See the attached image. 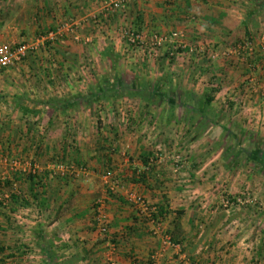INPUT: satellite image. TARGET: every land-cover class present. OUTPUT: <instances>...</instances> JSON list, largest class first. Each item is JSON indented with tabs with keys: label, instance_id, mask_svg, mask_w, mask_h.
<instances>
[{
	"label": "crops",
	"instance_id": "0c3cea01",
	"mask_svg": "<svg viewBox=\"0 0 264 264\" xmlns=\"http://www.w3.org/2000/svg\"><path fill=\"white\" fill-rule=\"evenodd\" d=\"M109 1L0 0V41H36L44 30L59 32L48 43L51 47L37 49L0 73V264H43L42 245L51 246L61 260L74 257L71 264H107V239L92 224L94 203L101 197L116 264H148L153 253L155 264H264V214H259L264 204L260 209L249 198L250 204L238 199L224 206L220 200L223 193L241 190L242 175L222 167L211 177L193 167L194 160L174 171L172 156L141 137L145 126L134 135L117 124L114 112L107 113L114 117L105 125L81 104L64 112L43 104L51 96L68 97L66 90L75 94L65 74L83 77L74 82L78 88L91 82V73L115 52L126 57L128 69L150 61L142 50L128 49L118 40L114 27L146 34L181 31L184 44H206L203 56L196 59L181 51L170 62L155 61L170 70L182 65L192 69L190 82L216 74L222 89L212 93V106L219 104L215 111L224 114L231 100L239 107L235 113L264 128V6L255 17L256 27L246 20L264 0H125L99 37L94 19ZM104 35L113 45L99 44ZM243 38L256 45L252 57L217 53ZM59 73L62 79H56ZM24 91H37L45 100L34 107L25 101L27 106ZM203 125L190 126L203 131ZM61 163L85 171L63 177L52 173ZM217 180L225 182L224 189H217ZM130 193L142 196L146 207L131 200ZM250 193L254 199L263 194L253 186ZM157 207L162 232L155 235L151 216ZM163 232L171 235V245L164 243Z\"/></svg>",
	"mask_w": 264,
	"mask_h": 264
},
{
	"label": "rangeland",
	"instance_id": "374dc122",
	"mask_svg": "<svg viewBox=\"0 0 264 264\" xmlns=\"http://www.w3.org/2000/svg\"><path fill=\"white\" fill-rule=\"evenodd\" d=\"M110 2V1H109ZM106 3L103 6V11L105 10V7L109 4ZM101 17V16H100ZM97 16V19L100 18ZM99 23V26H103V28H99L96 24V21L94 22L96 32L98 33L99 37L105 33V31L108 30V23L104 21V19H101ZM111 23V21H110ZM116 31L119 32V27L113 28ZM51 30V29H48ZM44 32L46 33V31ZM117 32V33H118ZM149 35L146 36V39H149ZM118 40L123 41L122 39ZM252 40L251 38H243V40ZM26 40H23L22 42H25ZM242 41V40H240ZM238 41V42H240ZM253 41V40H252ZM124 42V41H123ZM238 42H236L234 45H236ZM254 42V41H253ZM89 43V40L87 41ZM107 43L106 45L109 47L112 43V39H110L107 35V37L104 35V38H101V42L99 43L101 46L103 44ZM186 45V44H185ZM205 43H199L197 45H186L185 47L179 48L181 51L189 52L194 54V58H198L203 56L204 52L206 51ZM233 45V46H234ZM44 48L51 47V45H48V43L44 44ZM189 46L192 47V51H189ZM226 47L221 50H219L217 53L222 55L223 57H229V56H238L236 53L232 51V47ZM128 49H132V47L128 46ZM256 49V47H255ZM254 49V53H255ZM134 50L140 51L138 48H134ZM116 53V54H115ZM115 56L112 60L105 59L102 60V62L99 63V67L96 68L95 73L93 76H91V82H86V84H82L80 86L74 87V82L76 79L83 78L78 73H70L64 75V79L68 77L69 85H72L71 89H75V94L69 93V90H66L68 92L69 96H76L82 94V91L84 89H91L92 87H95V85L98 83L100 79H102L104 76L108 75L109 72H113L116 74H120L124 79H133L137 83L142 82H149L154 83L155 86H158L159 93H163L164 98L163 99H142L138 96L131 97L129 101L122 102L123 99L121 98L120 101H117V99H98V100H92L89 105H85L84 103H81L82 108L87 109L90 108L91 110L89 112L92 113L91 116L92 119L99 121L100 123L104 120L103 124L105 125H111L112 120L111 118L116 115L117 124L124 127V129L130 133L134 132V135L136 132H138L140 128L145 126L146 128L143 129L141 133V137L146 141H149L151 145L158 146L157 148L165 149L166 153L168 155H171L173 158V162H175V156L178 154L180 156L181 160V167L180 169H184L185 166H187V162H190L191 160L193 162V167L197 166L199 167L200 172L208 173L211 177H214L215 175H218L222 171V167L227 169V172H232L234 175H242V180H238L241 184L239 188L241 189L238 192L232 193H223L220 197L221 204L224 202L225 199H229L228 205H235L238 203L239 200H247V204H250L251 201L255 206L262 209V206L264 204V201L262 198H264V165H258L254 163L253 160L248 159V156H245V150H263L264 151V128H256L255 126H252L254 120L252 118H248L249 120H245L241 115L235 112V108L238 107V105H234L233 101H230V104L228 103V106L225 110V113L220 114V111H215L216 107L219 106V104L216 103V106H212V109L206 112V115L209 116V121L203 125L204 130L199 131L195 128H192V124H190L191 120H189V114L191 110H189L188 106L187 108L184 106H180L178 101L181 98L178 96L179 92L176 91H194L196 95H203L208 94L212 96L213 92H219L222 89L221 83L222 80L220 77H218L216 74H212L208 76L207 79L201 80V82L197 83V79H192L193 82H190L193 75L190 71L192 69H187L185 65H182L179 71L173 69L170 70L166 68L164 63L162 62H156V58L159 59H168L172 56L165 55H150L145 57V59H150L148 63H141V67H136L135 69L131 68L128 69L129 66H125L126 57L123 56L120 52H115ZM247 55L248 57H252L254 55ZM126 55V52H125ZM141 55V54H140ZM122 57L123 60H122ZM181 57V56H180ZM186 59V58H184ZM169 60V59H168ZM170 62V60H169ZM127 65V64H126ZM167 69V70H166ZM208 69V68H206ZM199 70V69H197ZM208 72V70H206ZM90 70L88 69L86 73H89ZM189 73H191V76L188 77ZM209 73V72H208ZM171 75H175L174 78L171 77ZM168 76V79H165V77ZM42 79V78H41ZM56 79H62V76L57 75ZM189 79V80H188ZM169 80V82H167ZM255 81V80H253ZM196 86V87H195ZM171 89V90H170ZM220 95V94H219ZM166 96L170 97L173 102L172 104H168L166 102ZM43 95L41 93L35 92H25L24 96H22L25 103V101L28 103V105L32 102L34 103L33 107L45 100L43 98ZM52 97V96H51ZM48 97V98H51ZM55 97V96H54ZM47 98V99H48ZM128 98V97H127ZM218 100L216 102H219V97H217ZM153 99V98H152ZM119 100V99H118ZM202 98L200 99L198 105H202ZM130 102V104H129ZM171 102V103H172ZM187 103H190L189 100L186 101ZM25 103V105H27ZM27 105V106H28ZM85 105V106H84ZM171 105V106H170ZM26 107V106H25ZM229 107L232 109L229 110ZM239 108V107H238ZM131 109V110H130ZM241 109V108H240ZM172 110V111H171ZM128 111H131V115H126ZM188 111V112H186ZM88 112V111H87ZM88 112V113H89ZM114 112V116H107V113ZM124 112V115L122 113ZM172 112L173 116L170 115ZM227 113V114H226ZM74 114H72L73 117ZM103 117V119L101 118ZM90 117V115H89ZM85 119V124H90L91 120L83 117ZM109 119V122H105ZM122 119V120H121ZM170 119V121H169ZM171 122V123H170ZM155 126L154 130H150L149 127ZM224 126V127H223ZM227 130H230L232 135L227 136L225 133ZM157 131V132H156ZM145 135V136H144ZM170 156V157H171ZM207 158V159H206ZM205 163V165H203ZM174 164V171L178 170L175 168ZM190 165V164H189ZM203 165V166H202ZM192 167V168H193ZM250 174L251 176L250 178ZM257 175V176H255ZM255 176V177H254ZM250 178V179H249ZM196 182V181H193ZM202 182L201 180L199 183ZM206 182V181H204ZM217 183L216 187L217 189H224L225 182L216 181ZM116 184V183H115ZM220 184V185H219ZM215 186V185H214ZM255 187L259 190V192H262V198H256L254 199L251 196V188ZM243 192V193H242ZM102 198V197H101ZM250 198V201H249ZM239 199V200H238ZM223 205V204H222ZM264 214V212L259 213ZM259 215V216H260ZM166 233V232H165ZM136 262V261H135ZM132 264V263H131Z\"/></svg>",
	"mask_w": 264,
	"mask_h": 264
},
{
	"label": "built area",
	"instance_id": "2783aa9c",
	"mask_svg": "<svg viewBox=\"0 0 264 264\" xmlns=\"http://www.w3.org/2000/svg\"><path fill=\"white\" fill-rule=\"evenodd\" d=\"M125 7V0H110L109 4L105 7V10L102 12L101 17L97 19L95 17L94 22L99 28H103V26H99L101 19L107 23L110 20V17L117 12L118 10ZM63 27L65 26L62 25ZM63 27H60L62 30ZM120 39H122L125 45L128 47H135L142 50L144 54L150 55H165L177 56L181 54V50L179 48L185 47L186 45L181 42L183 37V33L181 31H172L167 34H146L143 32L135 31L133 29H129L127 27H123L118 29ZM59 34L58 31L49 30L40 37L36 41H25L18 43H6L0 41V73L17 63L23 62L24 59L31 53L35 52L39 48H44L45 43H52L55 37ZM149 35V39H146V36ZM262 38H264L262 36ZM256 45L252 40H242L238 42L236 45L232 47V51L236 53L238 56H241L242 59H247V55H252L254 53ZM189 51H192V47L189 46ZM175 168L179 169L181 165L180 156L177 154L175 157ZM85 171V167L76 166L72 163L68 164H55L52 168V173H59L60 176H70L76 172ZM129 197L135 203L139 204L142 207H146V202L142 198V196L130 193ZM229 203V199H225L222 203L224 206H227ZM151 221L154 223L152 232L157 235L161 231L160 219H153L151 217ZM92 224L94 229L101 234L103 237L107 239V247L109 249V255L107 257V264H116V261L113 257L114 250L116 248L115 242L109 237V222L106 214V200L104 198H99L94 203V213ZM163 240L164 243L171 245L172 241L170 239L169 234L163 232ZM156 254L153 253L150 255V262L148 264H155ZM132 264H137V262H133ZM195 264V263H188Z\"/></svg>",
	"mask_w": 264,
	"mask_h": 264
},
{
	"label": "trees",
	"instance_id": "16d2710c",
	"mask_svg": "<svg viewBox=\"0 0 264 264\" xmlns=\"http://www.w3.org/2000/svg\"><path fill=\"white\" fill-rule=\"evenodd\" d=\"M264 6V4L258 5L256 8L249 11L248 16L246 17L247 22L252 26L256 27L258 25L255 17L260 14V8ZM168 79V76L165 77ZM169 82V80L167 81ZM171 90V89H170ZM179 92L178 96L184 97L181 98L178 103L180 106H184L191 110L189 114V120H191L190 124L197 123L199 128L202 124L207 123L209 121V116L206 115V112L212 109V99L213 97L208 94L196 95L194 91H176ZM142 99H163V93H159L158 86H155L154 83L142 82L137 83L133 79H124L120 74H116L113 72H109L108 75L104 76L102 79L98 81L95 87L91 89H87V91L83 92L80 95L76 96H68V97H51L43 101V104H47L52 108H60L61 111H65L68 107H77L79 104L84 103L85 105H89L92 100L98 99H121V98H131L136 97ZM153 98V99H152ZM202 98V105L199 106L198 103ZM170 97L166 96V102L168 104H172L173 102ZM190 103H187L188 101ZM172 102V103H171ZM171 106V105H170ZM224 127V126H223ZM227 136L232 135L230 130H227L225 133ZM245 156H248V159L254 161V163L258 165H264V151L263 150H245ZM162 216L161 210L157 207L156 214H152L153 219H157ZM167 233V232H166ZM168 234V233H167ZM170 239L172 238L169 234ZM42 255H43V264H71L75 261L74 257H70L68 259L61 260L55 254L53 248L49 245H42L41 247Z\"/></svg>",
	"mask_w": 264,
	"mask_h": 264
}]
</instances>
